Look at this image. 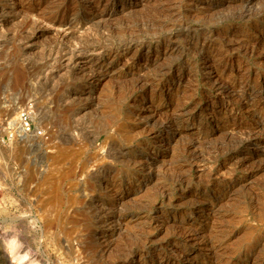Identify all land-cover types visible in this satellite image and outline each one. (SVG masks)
<instances>
[{
    "label": "rangeland",
    "instance_id": "1",
    "mask_svg": "<svg viewBox=\"0 0 264 264\" xmlns=\"http://www.w3.org/2000/svg\"><path fill=\"white\" fill-rule=\"evenodd\" d=\"M260 2L250 0L247 8L264 3ZM197 3L201 8L198 11L194 10V3L183 6L179 16L185 19L184 26L173 28V44L179 45L176 53L158 54L156 48L164 47L166 42L158 33V42L143 44L137 51L132 47L114 59L105 57L106 73L93 82L86 75L89 70L80 72L78 66L62 76L58 74L60 78L54 77L58 67L55 65L72 51L80 52V60H86L85 50L97 40L108 46L130 38L134 42L148 40V24L143 25L147 28L142 27L145 31L134 32V36L128 27L133 28L142 19L146 22L151 5H134L136 9L130 15L112 11L101 22L95 18L97 21L93 19L80 28L81 33L74 34L81 36L63 40L64 43L54 38L59 31L56 25L51 26L50 4L45 8L48 14L39 15H44L41 19L51 28L38 39L40 47L30 54L21 50L27 44L23 43L27 34L35 29V16H18L12 22L11 35L5 33L6 37L1 38L8 44L4 42L0 47V264H124L146 243L145 235L149 251L141 258L140 252H136L135 259L140 258V264H164L157 260L162 254L169 256V264H264V143L250 145L248 149H239L229 142L223 148L218 146L225 138L242 135L231 125L250 126L264 117V95L246 103L225 87L223 91L228 90L234 99L225 97L226 92H219L211 83L214 74L208 71L206 59L195 54L199 51L195 44L206 40L208 28L218 34L213 36L217 39H226L223 35L227 33L234 41L224 46L227 55H232L230 62L221 66L230 70L225 82L246 77L264 85V13L237 19L243 8L238 6V0L229 6L216 5L213 10L209 8L211 3ZM45 4L43 1L42 5ZM3 10L0 0V23L5 17ZM79 12L74 17H59L74 18L75 24L88 20L87 8ZM255 21L260 22L259 32L253 27ZM168 63L174 69L165 77L180 78L178 96L162 98L169 88L156 80L159 70L169 71ZM135 69L136 73L130 72ZM136 76L148 82L142 80V87H137V83L132 88ZM70 95L82 99L75 97L72 101ZM85 97L91 106L83 114L72 116V109L83 103ZM22 112L30 118L29 135L17 130ZM173 115L179 119L176 123L186 128L176 135V125L160 124ZM198 122L210 132L205 145L219 147V151L213 150L218 158L211 151L205 152L203 160L192 159L188 163L182 147L191 131L200 130ZM167 134L171 139L165 146L159 140ZM238 149L241 153L235 155ZM121 151L128 156L119 158ZM251 151L257 155L246 159ZM137 160H147L148 164L140 166ZM112 180L118 189L104 188V183ZM148 217H153L150 227L144 224ZM115 224L116 230L110 231ZM208 246L215 248L214 255ZM107 248L110 251L106 252Z\"/></svg>",
    "mask_w": 264,
    "mask_h": 264
},
{
    "label": "bare ground",
    "instance_id": "2",
    "mask_svg": "<svg viewBox=\"0 0 264 264\" xmlns=\"http://www.w3.org/2000/svg\"><path fill=\"white\" fill-rule=\"evenodd\" d=\"M46 2L47 4H45V5H42V2ZM74 0H36L35 2H33L32 0H11V4L8 2V4L6 3L7 2V0H3V11H2V15H4L5 17H4V19H2V22L0 23V47L1 46H4V42H6V41H3V39H1L2 38V36H5L6 34L5 33H7V34H10V30L12 29L11 27H9L10 25L12 26V22L14 21L15 22V20H16V18L18 17V16H20V17H22V18H24V19H26V17H27V19H28V17H30V19H32L33 18V16H35L34 17V19H32V20H34V22L33 21H30V22H33V23H35V29H34V31H32V32H30L31 34H27V40L25 41V42H23V43H27L24 47H23V50H21V51H25V52H28L29 54L32 52V51H34L35 52V48L37 47V46H39L38 45V39L43 35V34H45V31L47 30V29H49V27H47L48 26V24L46 25V21L44 22V18L43 19H41V16L43 17L44 15H39V14H45V13H47L48 14V12L49 13H53V16H51V26H53V25H56L58 28H56V30L57 31H59L58 32V34L56 33V34H54L55 36H54V38L56 37V39L59 41H63V40H66L67 41V39L70 41V39H72L73 37H74V34L76 33L77 34V32H78V34H79V32H80V28L81 27H84L85 26V24H91L93 21V19L95 20V18H97L98 19V21H100L101 19H103V16L106 14V15H108L109 13H111L112 11H119V12H121V13H123L124 15H130L131 13H133L134 11H135V7H133L134 5H139V4H147V6H148V4L149 5H151V7H149L150 9H149V13L147 14V15H145V16H147V21L146 22H144L143 21V19L141 20V21H138V20H136V21H138L137 23H136V21H135V25H133V28H130V26L128 27V30L130 31V35H133V34H135L134 32H143V30L145 31V29H143V28H147V26H148V32H146L147 33V39L148 40H146V41H139V42H137L138 40H136L135 42H134V40H133V38H130L129 40H127V41H123V42H119V43H117V45H114V46H112V44H111V46H108V45H105V44H102V43H99L98 42V40H97V42H91L90 43V46H89V48L87 49V50H85V51H87V52H85L86 53V56H85V58H87L86 60H84L83 58V60H80V56H79V54H81L80 52H77V51H72L71 53H70V55H68V57H60V59L58 60L59 61V64H57V65H55V66H58L57 67V70L54 72V74H53V76L54 77H56V75H58V74H61V76L65 73V72H67L69 69H71V68H74V67H76V66H78V68L77 69H79V71L81 72V71H84V70H89V74H86L87 76H88V80H89V82H93V81H96L97 79H99V78H101L106 72H105V70L103 69V60H105V57H107V56H110V57H112L113 59L114 58H116L117 56H119L120 54H121V52L122 51H126L127 49L128 50H130L132 47H135V50L134 51H137L143 44H146V43H148L149 42V44L152 42V41H160V37L158 36V33L160 34H162V37L164 38L163 39V41L162 42H164V41H166L165 42V45H164V47H162V48H156V51H158L159 53L158 54H160L161 52L162 53H166V52H175V51H178L179 50V45L177 46L176 44L174 45L173 44V42L175 43L176 41H175V39L174 38H176V37H174L173 38V36H175L174 35V31H173V28L175 27V26H184V22H185V19L183 20V19H181V16H179L180 15V13L183 11L182 9H183V6L184 5H186V4H192V3H194L195 5V8H194V10H196V11H198V9H201V8H199L198 7V5H196V3H197V1H202V2H208V3H211V5L209 6V8L210 9H212L213 10V8L216 6V5H222V4H227V6H229L228 4H232L233 2H235V1H237V0H133V2L132 3H130V1L131 0H112L110 3H109V1L107 2V3H105L104 5H102V3H101V0H80V3L79 2H77V3H75L74 4V2H73ZM253 1V0H252ZM261 2H264V0H260ZM238 2H239V4H238V6H241V7H243V8H241V10H240V12L236 15V17H237V19H243V18H245V17H257V16H260V15H263V13H264V3L263 4H261V5H259V7H257V6H255V8H253V9H251V8H249V6H248V8H247V5L249 4V2H250V0H238ZM256 2H257V0H256ZM260 2V3H261ZM51 4V5H50ZM198 4V3H197ZM234 4V3H233ZM50 5V6H49ZM46 6H49L48 8H50L51 10L50 11H48V12H46V10L48 9H45L46 8ZM203 6V5H202ZM251 6V5H250ZM137 7V6H136ZM252 7V6H251ZM84 8H87V13L89 14L88 15V20L86 19V20H83V22H78V23H74L73 21H74V18H69V19H64V18H62V17H59L60 15H62V16H64V15H68L69 17H74V16H72V15H76V14H78V12L79 11H81V13H82V11L84 10ZM202 8H204L205 9V7H202ZM218 8V7H217ZM139 10V9H138ZM207 10V9H206ZM203 11V10H202ZM44 12V13H43ZM187 12V11H186ZM209 12H210V10H209ZM37 15H39L38 16V18H36V14ZM80 13V12H79ZM108 13V14H107ZM188 13V12H187ZM195 13V11L193 12V14ZM235 13V12H234ZM60 14V15H59ZM134 14V13H133ZM145 14V13H144ZM189 14V13H188ZM192 14V13H191ZM191 14H190V16H191ZM182 15V14H181ZM198 15V14H197ZM1 16V15H0ZM189 16V17H190ZM2 17V16H1ZM32 17V18H31ZM58 17H59V19H58ZM132 17V16H131ZM182 17H183V15H182ZM195 17V16H194ZM19 18V17H18ZM17 18V19H18ZM60 18H62V19H60ZM129 17H127V19H128ZM137 18V17H136ZM47 19H49V18H47ZM72 19H73V21H72ZM77 19V18H76ZM76 19H75V21H76ZM139 20H140V17L138 18ZM146 19V18H145ZM20 20V19H19ZM22 20V19H21ZM190 20V19H189ZM246 20V19H245ZM48 21V20H47ZM50 21V20H49ZM78 21V20H77ZM81 21V20H80ZM95 21H97V20H95ZM143 21V22H142ZM184 21V22H183ZM188 21V20H187ZM192 21V20H191ZM89 22V23H88ZM101 22V21H100ZM190 22V21H189ZM188 22V23H189ZM239 22V21H238ZM146 24H148L147 26H144L143 27V25H146ZM49 25H50V23H49ZM59 26H64L65 28H63V29H60L59 28ZM90 26V25H89ZM127 26V25H126ZM189 26V25H188ZM55 27V26H54ZM143 27V28H142ZM254 29H255V32H259V27H260V22L259 21H255V23H254ZM51 28V27H50ZM119 28V27H118ZM261 28V27H260ZM263 28V27H262ZM103 29V28H102ZM13 30V29H12ZM101 30V29H100ZM175 30V29H174ZM102 31V30H101ZM112 31V30H111ZM128 31V32H129ZM205 31V30H204ZM204 31H202V32H204ZM61 32V33H60ZM127 32V33H128ZM177 32V31H176ZM225 32H227V31H225ZM12 33V32H11ZM53 33H55V32H53ZM52 33V34H53ZM81 33V32H80ZM98 33V32H97ZM105 33V32H104ZM117 33H119V32H117ZM239 33V32H238ZM5 34V35H4ZM108 34V33H107ZM145 34V33H144ZM160 34V35H161ZM206 40L204 39V41L202 42V43H200V44H198V45H196L195 44V46L198 48L197 50H199V51H196L197 53H195V54H201L205 59H206V63H208V65H209V69H208V71H210L211 73H213L212 75H213V82L211 81V83H213V84H215V86H217L216 88L218 89V90H220L219 92H221V93H224V92H226V93H224L225 94V97H227V98H230V97H228V96H231V95H228L229 93L227 92V91H223L224 90V88L225 87H227L228 89H230L231 91H232V93L233 92H235L236 93V96L238 97H236L238 100H241V101H246V103L247 102H249V100H253V99H255L256 97L258 98L259 96H263L264 95V85H262V84H258V83H255V81L253 82V80H252V82L250 81V80H248V79H246V77H245V75H243L245 78H243V79H241V77L239 78V79H236V80H233V81H229V82H225V78L227 77L226 76V72L228 73L229 71L228 70H224V67L222 68L221 66L223 65V64H228V62H230V60H231V57L230 56H232L231 54H230V56L229 55H227V52L228 51H224V49H226V44L227 43H229L231 40H233L234 41V39L232 38V37H230L229 38V34H225V35H223V36H225L226 37V39L223 37L222 39H217V37H213L214 35H215V32L213 31V30H211V28L209 29H207V31H206ZM11 35V34H10ZM82 35V34H81ZM81 35H76L77 37H79V36H81ZM86 35V34H85ZM99 35V34H98ZM120 35V34H119ZM129 35V34H128ZM176 35H178V34H176ZM218 34L216 33V35L215 36H217ZM75 36V37H76ZM134 36V35H133ZM132 36V37H133ZM138 36V35H137ZM6 37V36H5ZM4 37V38H5ZM53 37V36H52ZM74 37V38H75ZM123 37H124V35H123ZM130 37V36H129ZM128 37V38H129ZM185 37V36H184ZM240 37V36H239ZM140 38V37H139ZM178 38V37H177ZM228 38V39H227ZM235 38V37H234ZM13 39V38H12ZM106 39H108V38H106ZM185 39V38H184ZM192 39V38H191ZM239 39V38H238ZM10 40V39H9ZM42 40V39H41ZM73 40V39H72ZM103 40V39H102ZM142 40V39H141ZM203 40V39H202ZM242 40V39H241ZM14 42V41H13ZM64 43H66L65 41H63ZM180 42H181V40H180ZM247 42V41H246ZM249 42V41H248ZM254 42V41H253ZM4 43V44H3ZM7 43V42H6ZM40 43H42V42H40ZM73 43V42H72ZM79 43V42H78ZM241 43V42H240ZM260 43V42H259ZM8 44V43H7ZM188 44V43H187ZM248 44V43H247ZM251 44V43H250ZM254 44H256L255 42H254ZM22 45V44H21ZM66 45V44H65ZM148 45V44H147ZM229 45V44H228ZM23 46V45H22ZM21 46V47H22ZM79 46V45H78ZM190 46H192V45H190ZM194 46V45H193ZM192 46V47H193ZM224 46H226L225 48H224ZM230 46V45H229ZM241 46V45H240ZM243 46V45H242ZM260 46V45H259ZM40 47V46H39ZM43 47V46H42ZM247 47V46H246ZM257 47V46H256ZM261 47H263V46H261ZM260 47V48H261ZM8 48V47H7ZM6 48V49H7ZM57 48V47H56ZM68 48V47H67ZM253 48V47H252ZM134 49V48H133ZM196 49V48H195ZM228 49V48H227ZM0 50H2V49H0ZM66 50V49H65ZM3 51H4V49H3ZM39 51V50H38ZM231 51V50H230ZM255 51V50H254ZM180 53H182V52H184V51H179ZM246 52V51H245ZM33 53V52H32ZM79 53V54H78ZM157 53V52H156ZM176 53V52H175ZM193 53V52H192ZM249 53V52H248ZM198 54V55H199ZM250 54V53H249ZM134 55V54H133ZM171 55V54H170ZM181 55V54H180ZM180 55H179V57H180ZM133 58V57H132ZM176 59V58H175ZM203 59V58H202ZM172 60V59H171ZM112 61V60H111ZM110 61V62H111ZM173 61V60H172ZM128 61H126V63H127ZM167 64V63H166ZM183 65V64H182ZM163 66V65H162ZM173 64L172 63H168V69H169V71L167 70H164V69H161V70H159V75H158V78H157V80L156 81H159L158 83H165L167 86L166 87H168L169 88V91L167 92V94H164V95H162V98L163 97H166V95H169L170 97H176V96H178V93H177V86H179V84H180V78H177L176 80H174L173 78H171V77H168V78H166L165 77V75H167L168 73H170V71L172 70V69H174L173 68ZM161 68V67H160ZM177 68V67H176ZM137 69L139 70L140 69V66H138L137 67ZM137 69H135V70H130V72L132 73V72H137L138 70ZM74 70V69H73ZM87 70L85 71V72H87ZM232 70V69H231ZM69 72V71H68ZM78 72V71H77ZM232 72V71H231ZM236 72V71H235ZM84 73V72H83ZM179 73V72H178ZM208 73V72H207ZM230 73V72H229ZM67 74V73H66ZM66 74H65V76H66ZM76 74V73H75ZM79 74V73H78ZM77 74V75H78ZM80 74H82V73H80ZM157 74H158V72H157ZM173 74V73H172ZM171 74V75H172ZM177 74V73H176ZM232 74V73H231ZM231 74H229V76L231 75ZM83 75V78H84V74H82ZM59 76V75H58ZM68 76V75H67ZM81 76V75H80ZM153 76H155V75H153ZM226 76V77H225ZM242 76V77H243ZM64 77V76H63ZM176 77V76H175ZM225 77V78H224ZM58 78H60V76L58 77ZM152 78V77H151ZM154 78V77H153ZM152 78V79H153ZM84 79H86V76H85V78ZM135 80H136V82L135 83H131L132 84V88L133 87H135L136 85H137V83L139 84V83H141V81L143 80L141 77L139 78H137V76H136V78H134ZM151 79V80H152ZM229 80V79H228ZM85 81V80H84ZM87 81V80H86ZM176 82V87H175V82ZM258 81V80H257ZM143 82L144 83H147V82H145V80H143ZM142 82V83H143ZM150 83V82H149ZM147 86H148V84H147ZM150 86V85H149ZM171 86H172V88H171ZM137 87H142V84L140 85L139 84V86H137ZM136 87V88H137ZM152 87V86H151ZM151 87H149V88H151ZM162 87V86H161ZM160 86H159V88H161ZM146 88V87H145ZM152 90H153V88H151ZM150 89H148V91H149ZM158 90V89H157ZM168 90V89H167ZM172 90V91H171ZM226 90V89H225ZM151 91V90H150ZM160 91H161V89H160ZM160 91H158V93L160 92ZM83 92V91H82ZM156 92V91H155ZM155 92L154 91H152L151 92V94H155ZM130 93V92H129ZM231 93V92H230ZM143 94H144V92H143ZM162 94H163V92H162ZM74 95V94H73ZM91 95V94H90ZM71 96V95H70ZM85 96H87V94L85 95ZM88 96H89V93H88ZM87 96V97H88ZM152 96V95H151ZM154 96V95H153ZM161 96V95H160ZM169 96H167V97H169ZM181 96V95H180ZM220 96V95H219ZM76 98H77V100L78 99H82V98H80L79 96L77 97V96H75ZM75 97H73V96H71L70 98H71V100H72V98H75ZM84 97V96H83ZM92 97V96H91ZM149 97H150V95H149ZM224 97V98H225ZM232 97V96H231ZM90 98V97H89ZM160 98V97H159ZM233 99H234V97H232ZM85 100H87V101H85V100H83L82 102L83 103H81L80 105H78V107H76V108H74V109H72V116H79L83 111H85L89 106H91V102H90V100H88V99H86V97L84 98ZM177 99V98H176ZM74 101H75V99H73ZM72 100V101H73ZM77 100H76V102H77ZM160 100V99H159ZM81 101V100H80ZM85 101V102H84ZM154 101V100H153ZM157 101V100H156ZM233 101V100H232ZM237 101V100H236ZM240 101V102H241ZM152 102V101H151ZM220 102V101H219ZM254 102V101H253ZM253 102H251V103H253ZM80 103V102H79ZM235 103V102H234ZM245 103V102H244ZM76 104V103H75ZM250 106H256L255 104H251ZM232 107V106H231ZM262 108H264V106H262ZM181 111V110H180ZM167 112V111H166ZM177 112V111H176ZM181 113V112H180ZM253 113V112H252ZM83 114V113H82ZM159 115V114H158ZM161 115V114H160ZM172 115V114H171ZM171 115H169V116H171ZM175 115V114H174ZM174 115H173V117H168V119L167 120H165V119H163L161 122H160V124H163L165 127H168V126H171L170 124H173V125H176L175 126V131H174V134L176 135V134H178V133H180L181 131H183V130H185L186 128H184V127H182V125H181V127L178 125L179 123H176V121L177 120H179V119H177L176 117H174ZM181 121V120H180ZM178 122V121H177ZM264 117H262V118H260V119H258V122L256 123V124H252V125H248V126H245V125H243V124H236V125H231L230 126V128L233 130H235V128H237V129H239L241 132H242V135H239L238 137H229V138H225L224 140H222L220 143H219V145L218 146H220V147H222L223 148V146H224V143L225 142H229V144L231 143L232 145H236L237 146V148H241V147H245L246 146V148L247 147H249L250 145H260L261 143H264V132H261V130L263 129L262 128V126H264ZM157 123H159V122H157ZM168 123H169V125H168ZM199 123V122H198ZM232 123V122H231ZM156 124V123H155ZM251 124V123H250ZM199 125V127L201 126L200 125V123L198 124ZM204 126L202 125L201 126V128H200V130H195V131H191L190 132V135L188 136V140H186V142H185V144H184V146L182 147V155H184L186 158H188V160H186V161H188V163H189V160H192V159H200V158H202V160H203V158H205V157H203L204 156V154H205V152H207V153H210L211 151L213 152V150L214 151H219V147L217 148L216 147V145L214 144H211V145H209V146H211V147H209V146H207V145H205V142L208 140V138H209V135H210V132H208V130H205L206 128L204 127ZM259 127V128H258ZM155 128V127H154ZM229 128V129H230ZM256 128H258V130H256ZM208 129V128H207ZM231 130V131H232ZM264 131V130H263ZM224 133V132H223ZM154 134V133H153ZM183 134V133H182ZM184 134H186V133H184ZM186 134V135H187ZM225 134V133H224ZM180 135V134H179ZM234 135V134H233ZM237 136V135H236ZM169 139H171V135L170 134H167V135H165V137H163L162 139H160L159 141H161L162 143H164V145L166 146V144L169 142ZM171 142V141H170ZM209 142V141H208ZM207 144V143H206ZM209 144V143H208ZM232 145H230L231 147H232ZM241 146V147H240ZM229 147V146H228ZM228 147H226V148H228ZM233 147H235V146H233ZM222 148H220V150L222 149ZM230 148V147H229ZM236 148V147H235ZM236 148V149H237ZM119 149V148H118ZM120 149H121V147H120ZM237 150L238 152H236V154L235 155H238V154H240L241 152H240V150ZM248 149V148H247ZM231 150V149H230ZM234 150V149H233ZM258 150V149H257ZM119 151V150H118ZM222 151V150H221ZM227 152H229V151H227ZM252 152V153H251ZM250 152V155L249 156H247L246 155V159H248V158H251L253 155H257V152L256 151H251ZM260 152V151H259ZM206 153V154H207ZM235 153V150L233 151V153L232 154H234ZM116 154H118L117 152H116ZM211 154V153H210ZM210 154H207L208 156L210 155ZM214 154V152L212 153V155ZM215 154H217V153H215ZM213 155L214 157L216 156V155ZM221 154H223V151H222V153ZM220 154V155H221ZM263 154V153H262ZM119 158H124V157H126V156H128V155H126V153H124L123 151H121L119 154ZM245 155V154H244ZM222 156V155H221ZM239 156H241V155H239ZM263 156H264V154H263ZM118 157V156H117ZM130 157V156H129ZM128 157V158H129ZM210 158H211V156H209ZM213 157V158H214ZM225 157V156H224ZM237 157V156H236ZM244 157V156H243ZM114 158V157H113ZM127 158V159H128ZM133 158V157H132ZM207 159H208V157H206ZM212 158V159H213ZM215 158H218V157H215ZM227 158V157H226ZM230 158V157H229ZM264 158V157H263ZM115 159V158H114ZM127 159H126V161H127ZM120 160V159H119ZM125 160V159H124ZM206 160V159H205ZM211 160V159H210ZM121 161H123V160H121ZM120 161V162H121ZM196 161V160H195ZM128 162V161H127ZM192 162H194V161H192ZM198 162H199V160H198ZM197 162V163H198ZM203 162V161H202ZM201 162V163H202ZM210 162H212V161H210ZM209 162V163H210ZM136 163H138V165H140V166H147V164H148V161L147 160H137L136 161ZM136 163H134V164H136ZM187 163V164H188ZM195 163V162H194ZM192 164V163H191ZM133 165V164H132ZM202 167H204L205 168V165L204 166H202ZM206 167H207V165H206ZM150 167H148V169H149ZM210 170V169H209ZM100 171V170H99ZM143 171V170H142ZM147 171V170H146ZM208 171V170H207ZM206 170H205V172H207ZM211 171V170H210ZM209 172V171H208ZM103 173V172H102ZM112 173V172H111ZM110 174V173H109ZM206 174V173H205ZM107 176V175H106ZM182 177V176H181ZM206 177V176H205ZM204 177V178H205ZM107 178V177H106ZM176 178V177H175ZM175 178H173V179H175ZM183 178V177H182ZM182 178H180L179 180H181ZM207 178H209V177H206V179ZM184 179V178H183ZM205 179V180H206ZM115 180V179H114ZM209 180V179H208ZM212 180V179H211ZM210 180V181H211ZM181 182H182V180H181ZM119 184V183H118ZM174 184V183H173ZM182 184V183H181ZM214 184V183H213ZM180 185V184H179ZM217 185V184H216ZM91 186V185H90ZM219 186V185H218ZM212 187V186H211ZM104 188H107V189H110V190H116V183H114L113 182V180L112 181H109V182H107V183H104ZM161 188V187H160ZM118 189V188H117ZM210 189V188H209ZM219 189V188H218ZM222 189V188H221ZM226 190V189H225ZM108 191V190H107ZM223 191V190H222ZM109 192V191H108ZM167 192V191H166ZM120 194V193H119ZM169 194V193H168ZM116 198H118V196L116 197ZM197 200H199L200 201V199H197ZM196 200V201H197ZM202 200V199H201ZM202 201H204V200H202ZM202 201H200V202H202ZM116 202V201H115ZM211 202V201H210ZM199 203V202H198ZM212 207V206H211ZM111 215V214H110ZM112 216V215H111ZM117 216V215H116ZM107 218V217H106ZM152 218L153 217H148V221H146L145 220V223L144 224H147L148 226L150 225L151 226V224H152ZM113 219V218H112ZM111 219V220H112ZM109 220V219H108ZM116 220V219H115ZM115 220H114V222H115ZM101 221V220H100ZM106 221V220H105ZM119 221V220H118ZM117 221V222H118ZM117 222H115V223H117ZM118 223H120L121 224V222H118ZM117 223V224H118ZM117 224H115V225H112L110 228H109V230L110 231H115L116 230V225ZM119 224V225H120ZM155 225V224H154ZM103 226V225H102ZM144 226V225H143ZM149 226V227H150ZM144 227H146V226H144ZM154 227V226H153ZM106 228V227H105ZM140 230H142L141 228H140ZM146 230V229H145ZM144 229H143V231L144 232H146ZM148 230V229H147ZM151 230V229H150ZM139 231V230H138ZM102 232V231H101ZM142 232V231H141ZM148 232V231H147ZM151 232V231H150ZM149 232V233H150ZM137 233V232H136ZM139 233V232H138ZM137 233V234H138ZM143 233V232H142ZM148 233V234H149ZM116 234V233H115ZM114 234V235H115ZM136 234V235H137ZM141 233H139V235H140ZM170 234V233H169ZM103 235V234H102ZM109 235V234H108ZM118 235V234H117ZM214 235V234H213ZM217 235V234H216ZM216 235H214V236H216ZM134 236V235H133ZM144 236V235H143ZM143 236H141V237H143ZM145 236H147V235H145ZM143 237V238H145V240H144V242L146 241V243L145 244H143V247L140 249V250H137V251H139L140 252V258L142 257V254L144 253V252H148L149 250V240H148V238L147 237ZM166 236H168V235H166ZM211 236H212V233H211ZM218 236V235H217ZM103 237V236H102ZM111 237V236H110ZM118 237V236H117ZM135 237V236H134ZM139 237V236H138ZM120 238V237H119ZM211 238V237H210ZM98 239V238H97ZM101 239V238H100ZM105 239V238H104ZM108 239V238H107ZM111 239V238H110ZM216 239H218V238H216ZM221 239V238H220ZM109 240V239H108ZM140 240H141V238H140ZM167 240V239H166ZM101 241H102V239H101ZM105 241H106V239H105ZM137 241V240H136ZM143 241V240H142ZM141 241V242H142ZM214 241V240H213ZM220 241V240H219ZM98 242H99V240H98ZM102 242H104V241H102ZM109 242V241H108ZM115 242V241H114ZM113 242V243H114ZM143 242V243H144ZM100 243V242H99ZM112 243V244H113ZM130 243V242H129ZM115 244V243H114ZM141 244V243H140ZM107 245V244H106ZM211 245V244H210ZM101 246V245H100ZM108 246H109V244H108ZM115 246V245H114ZM135 247H136V245H134ZM242 246V245H241ZM112 247V246H111ZM110 247V248H111ZM116 247V246H115ZM124 247H125V245H124ZM138 247V246H137ZM136 247V248H137ZM209 247V246H208ZM104 248V247H103ZM130 248V247H129ZM216 248H217V246H216ZM101 249V248H100ZM108 249V248H107ZM113 249V248H112ZM117 249V248H116ZM134 249V248H133ZM104 250V249H103ZM207 250V249H206ZM208 250H209V252H213V255H214V253H215V248L214 247H209L208 248ZM107 251H110L109 249L108 250H106V252ZM130 251H132V250H130ZM130 251H126V252H130ZM137 251H135V253H133L130 257H128L129 259L126 261V262H124V264H140V258L138 259V260H136L135 259V257H136V252ZM125 252V251H124ZM206 252V251H205ZM217 253V252H216ZM127 254V253H126ZM197 254V253H196ZM208 254V253H207ZM212 254V253H211ZM128 256L130 255V254H127ZM126 255V256H127ZM163 255V254H162ZM159 256L158 258H157V260L160 262V263H164V264H169L171 261H170V258H169V256L168 255H163V256ZM216 255V254H215ZM125 256V255H124ZM126 256H125V258H126ZM150 257V256H149ZM186 257V256H185ZM124 258V257H123ZM148 259V258H147ZM186 259H187V257H186ZM123 261V260H122ZM146 261V260H145ZM151 261L152 262H154L152 259H151ZM203 262V261H202ZM143 264V263H142Z\"/></svg>",
    "mask_w": 264,
    "mask_h": 264
},
{
    "label": "built area",
    "instance_id": "3",
    "mask_svg": "<svg viewBox=\"0 0 264 264\" xmlns=\"http://www.w3.org/2000/svg\"><path fill=\"white\" fill-rule=\"evenodd\" d=\"M19 132L29 135L32 132V127L30 124V118L27 113L22 112L19 116L18 129Z\"/></svg>",
    "mask_w": 264,
    "mask_h": 264
}]
</instances>
